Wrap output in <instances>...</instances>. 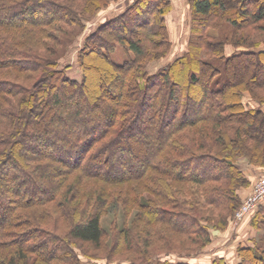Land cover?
Masks as SVG:
<instances>
[{
	"label": "trees",
	"instance_id": "obj_1",
	"mask_svg": "<svg viewBox=\"0 0 264 264\" xmlns=\"http://www.w3.org/2000/svg\"><path fill=\"white\" fill-rule=\"evenodd\" d=\"M82 1V4H70L69 0H65V3L61 0H0V264H59L57 261H62L61 264H85L82 256L87 258L85 261H93V264H111V257L106 258L107 261L100 260L84 249L85 244L102 247L106 230L102 226L100 209L80 211L82 202L76 198L77 193L80 196L83 194V182L87 177L98 178L103 182H128L143 179L152 170L164 176L154 179L160 190L158 194H164L166 203L179 201L184 208L191 207L194 210L190 208L182 211L186 222L176 219L171 229L187 235L190 243L196 245L195 249H202L211 241V233L204 222L211 224L215 221L197 213H200L196 206L201 197H206L209 203L217 207L222 205L225 197L229 199L226 207H220L228 212L221 216L225 221L239 205L235 188L247 181L238 165L239 158L245 156L250 163L264 167V138L261 139V133L264 134V99L251 92L252 99L259 106L247 108L243 101V92L247 86H264V0H190L191 35L188 50L168 62L156 72L155 77L152 75L154 78L151 81L146 80L145 83L140 80L147 73L145 68L148 56L149 59H154L160 54L159 45L164 46L166 53L171 49L172 41L166 22V15L172 9L171 1L132 0L116 17L100 23L80 50L82 75L74 78L70 75L68 66H62L58 50L52 51L53 48L45 44V39L58 42L60 35L54 31V27L59 31L58 27L63 22L72 20V13L66 9L68 5L77 19L73 18L79 26H83L86 19H93L101 9L115 0ZM227 1H233L234 7H228ZM44 3H48V10ZM137 15L143 17L142 20L138 19L136 26L132 28L124 25L123 21L137 19ZM224 19L235 27L228 43L237 49L229 55L225 52L227 41L214 39L211 35V29ZM134 28L138 31L135 37ZM254 31L260 34L257 38L252 36ZM21 32L27 35L24 36ZM98 34L106 35L107 40L99 42L96 47L90 45L89 38L93 39ZM157 35L161 36V41H158ZM116 44L126 47V51L130 53L123 62H117L112 56V49ZM217 45H221V49L215 58L224 61L225 76L223 75V82L214 86L212 82L221 69L210 59L203 58L201 50L205 46L214 50ZM194 46L196 52H193ZM90 51H96L99 58L105 60L112 69L107 72L109 79L117 76V82L109 86L112 95L93 103L90 101L93 97L86 93L89 76L91 77L88 72L92 70V65L87 62ZM187 61V72L190 74L193 71L191 82L207 83L206 79H209L208 85L201 95L188 93L186 103L182 101L183 94H180L174 106L177 111L175 117L178 116L176 123L163 134H157L160 123L156 118L162 117L163 110L172 104L173 95L184 78L181 73L185 67L179 68V65ZM256 63L259 67L257 72L247 84L241 83L242 65L247 68ZM27 70L36 74L32 77ZM175 71L179 73L177 77ZM158 84L161 85L160 88H167L166 97L170 101L164 95L162 97L160 89L153 91ZM46 86L55 91L45 94L43 88ZM106 99L111 103H106ZM189 99L194 100L197 105L191 118L188 117L191 108L190 103L188 105L191 102ZM105 104L108 106L106 105L104 113L100 106ZM147 104L148 114L142 118L140 107ZM181 105L187 106V111L180 113ZM237 111L239 117L245 120L244 126H238L236 135L232 136L233 148L223 151L225 145H221L224 143L222 140L228 133L219 124L226 123L230 129L233 122L240 121L233 120ZM169 113L167 109L164 115ZM141 120L144 121L142 125L139 123ZM205 121L213 124L210 131L216 134L213 142L221 146L219 150L222 151L219 153L211 147L207 151H191L176 137L183 126ZM138 125L141 126L138 132L142 135L146 133V138H150L154 145L144 143L145 146L137 144L134 147L132 138L136 136ZM201 134L204 139H208L209 130L203 128ZM244 135L259 141L258 147H261L262 155H253L244 147L247 144ZM236 141L242 144L240 149L236 147ZM127 144L133 150L136 149L137 153L149 151L147 161L138 171L128 166L126 170L122 169L123 172H115L108 163L111 151ZM139 147L140 151L137 150ZM197 160L215 165V170L202 175L196 169L190 171L188 166L191 165L188 163ZM120 162L121 165H127L129 160L122 158ZM49 168H56L58 175L55 177ZM30 170L38 178L44 179V183L50 182L53 185L48 189L35 185L34 193L26 192V182L38 179ZM172 181L196 185L192 187L196 196L180 199L183 202L176 199L172 194L173 190H170L173 188ZM209 181L223 183L205 184ZM104 189V186H97L95 192L99 193V198ZM44 192L48 195L44 196ZM207 193L214 196H207ZM157 204L164 209H157L154 215L149 211L150 218L154 216L161 222L168 221L161 213L171 211L177 216L176 210L167 209L168 204L164 205L160 201ZM74 210L81 212L80 215L75 214ZM69 213L72 219L68 233L63 235L57 231L60 222L52 223L55 229L47 227L50 217L57 220L67 217ZM130 230L127 227L119 235L129 239ZM127 244L132 247L133 241L129 239ZM63 246L64 251L61 253ZM140 246L139 251L142 253L138 260L127 259L112 264L152 262V254L146 253V247ZM170 252L181 253H164ZM241 255L239 264H264V246L258 241L253 246L242 247ZM157 264L171 263L163 260ZM176 264L194 263L180 260ZM213 264L227 263L223 258H216Z\"/></svg>",
	"mask_w": 264,
	"mask_h": 264
},
{
	"label": "rangeland",
	"instance_id": "obj_2",
	"mask_svg": "<svg viewBox=\"0 0 264 264\" xmlns=\"http://www.w3.org/2000/svg\"><path fill=\"white\" fill-rule=\"evenodd\" d=\"M65 3V0H61ZM177 4V8L179 7L178 0H175ZM70 4L72 2H76L79 4H82V0H69ZM132 0H115L110 3L109 6L105 7L104 9H101L98 14L91 20L86 19L84 21L83 26H79V23L77 20L73 18V16L76 18V15L74 11L69 7L66 8L69 13H72L70 21H65L61 24L60 30H56L54 27V31L58 35H60L58 42L51 39H45V44L48 46H51L52 51L58 50V56H60V60L62 61V66L66 67L68 66V71L70 72V75L74 78H80L82 75V69L80 65V50L82 47H84L88 36L92 33L93 30H95L100 23L106 22L107 20L113 19L117 16V14L126 8V6L131 3ZM180 7L179 11L180 13L177 14V17L180 18L179 20H167L168 30L170 33V40L172 41L171 49L167 51V53L164 50V46L159 45L158 49L161 50V53L156 55L154 59H149V56L147 58V66L145 68V71L147 72L140 82L145 83L146 80L151 81L155 76L156 72H158L163 66H165L168 62L172 61L173 59L177 58L178 56L185 53V51L188 50V43L191 35V14L186 12L185 5L183 0H180ZM45 9L48 10L49 6L48 3H44ZM228 7L232 8L234 7V3L227 1ZM77 6H79L77 4ZM191 8V7H190ZM187 13V14H186ZM139 17V18H138ZM143 15H137V19L130 18L126 19L124 22V25L128 26H136L138 19L142 20ZM77 19V18H76ZM53 27V26H52ZM215 28L211 29V35L215 37L214 39H222L226 40L227 43L225 44V52L229 55L231 54L236 47H234L231 43H228L231 41L232 36L235 31V27L232 25V23L229 20H222L221 24L217 23ZM57 28V29H58ZM130 29L129 27H127ZM109 29V28H108ZM134 37L138 35L137 29H133ZM103 31V30H102ZM106 31V29L104 30ZM129 31V30H128ZM152 31V30H151ZM132 32V31H130ZM22 33V32H21ZM103 33V32H102ZM148 35L147 33H145ZM22 35L26 36V33H22ZM254 38H257L259 33H254ZM33 37L38 35H32ZM44 36V35H43ZM42 36V37H43ZM132 36V35H131ZM130 36V37H131ZM40 39L41 37L38 36ZM102 38H104L102 40ZM156 38H158V41H161L162 38L160 35H157ZM56 39V38H55ZM107 40V36L104 34H98L97 36L93 37V39L89 38V43L92 46H97L99 42H104ZM117 46L112 49V56L117 62H123L128 54H130L128 51H126V47L116 44ZM212 45V44H211ZM95 46V47H96ZM166 48V47H165ZM221 45H217L215 47V51L211 48L205 46L202 51V57L207 59H210V61L215 64L219 69H221L220 73L217 74L218 76L215 77L212 83H214V86L219 85L221 82H223V77L225 74L224 66L225 63L222 59L215 58L217 57V54H220ZM163 50V51H162ZM56 52V51H55ZM128 52V53H127ZM193 52H196L195 46L193 47ZM156 53V52H155ZM215 58V59H214ZM242 61V60H241ZM87 62L89 65H92V70L89 71L91 77L89 76L88 85L86 86V93L88 95L92 96L93 98L90 100L92 103L97 102L100 99H103V97H107L112 95V90L109 89V86L113 83L117 82L116 77L109 79V75H107V72L112 71V69L108 66V64L103 60L102 58H99V54L95 51H90L89 57L87 59ZM188 61L186 63H183L182 65H179L180 67H185L184 72L181 73V75H184V78L181 80L183 83H181L178 86V90L176 91L175 95H173L172 98V104L168 105L170 113L168 115H164L165 111L163 110V116L160 118H156V120L160 123V128L157 130V134L162 133L169 129L171 126H173L177 119L175 117V113L177 112L175 110V102H177V98L180 97V94H183L182 101L184 103L187 102L185 97L188 93L190 94H197L201 95L204 90L205 86L208 85L207 83L199 82V83H192L191 76L193 75V71L190 72V74L187 72L188 68ZM256 65V66H255ZM242 78L240 80L241 83L247 84L249 80L253 77V75L257 72L259 67L257 66V63L253 66L244 67L245 65H242ZM193 69V68H192ZM90 70V69H89ZM191 70V69H190ZM194 70V69H193ZM28 74L32 77L34 76V73L36 72H30L28 71ZM178 71H175V73ZM259 74L261 73V70L258 71ZM197 73V72H195ZM26 74V72H25ZM179 74V73H178ZM175 74L176 77L178 75ZM113 75V74H112ZM152 76L151 78L149 76ZM224 75V76H223ZM175 77V76H174ZM1 79V78H0ZM157 80H161L156 78ZM205 80V79H204ZM160 82V81H159ZM251 82V81H250ZM250 86V85H249ZM1 87V85H0ZM158 84L154 89H160L163 95L166 97L167 88L162 87ZM245 88V87H244ZM45 91V94H50V91L54 92L55 89L48 88L47 86L43 88ZM256 93L258 96L264 99V86L261 85H254L252 87H246L245 91L243 92V101L246 104L247 108H255L259 106V103L252 99V93ZM193 94V95H194ZM161 97V98H162ZM195 97V96H194ZM164 98V99H165ZM168 101H170V98H167ZM107 100V99H106ZM108 101V100H107ZM191 102H188V105L190 103V111L188 117L191 118L194 113V109L197 107V105L194 103V100H190ZM101 102V101H100ZM111 103V102H106ZM106 105L100 106L102 109H104V113L107 110ZM108 106V105H107ZM180 113H183V111H187V106H180ZM187 107V108H186ZM184 108V109H183ZM264 108V107H263ZM142 111V118L146 114V110L148 109V104L146 106L140 107ZM178 112V113H179ZM145 113V114H144ZM235 117H233V120H240L233 122L232 127H229L228 129L227 124L221 122L219 125L223 126V128L228 133L226 137L222 140L224 143L221 145H225V147L222 149L223 151H230V148H233V140L232 136L236 135L237 127L238 126H244V119H241L239 117L238 111L236 112ZM99 116V115H98ZM101 116V114H100ZM181 116V114L179 115ZM239 117V119H238ZM243 121V122H242ZM141 125L144 124V121L139 122ZM139 124V125H140ZM94 125V124H93ZM92 125V126H93ZM138 125V128H136V136L135 138H132V142L135 145L139 144L140 146H143L144 143H153L150 141V138H146V133H140L138 131L141 126ZM211 121H205V122H195L191 125L183 126V128L177 133V138L180 140V142L191 151L194 150L195 152H202L207 151L209 147L213 148L215 152L219 150L220 145H218L216 142H213L214 132H211ZM203 128H207L209 130V136L208 139H204L201 131ZM145 134V135H144ZM264 138V134L261 133ZM248 136V135H247ZM244 135V138H247V144L244 147L247 148L253 155H262L261 153V147H258L259 141L255 139H251L249 136L247 137ZM213 139V140H212ZM155 142V141H154ZM236 147L238 149L241 148L242 144H240L238 141H236ZM262 144V143H261ZM154 145V143H153ZM203 146L200 148L199 146ZM264 145V143H263ZM145 146V145H144ZM28 149V147H26ZM140 151L139 149H137ZM260 152V153H259ZM111 157L110 163L112 170L122 171L126 170V168L131 167L135 171L140 170L141 167H143L146 163V155L149 154V151H144V153H137L136 149H132L130 145L127 144V146H119L115 147L111 151ZM120 155V156H119ZM122 156V157H121ZM125 156V157H123ZM127 158L129 162L121 165V159ZM262 159H264V155L262 156ZM216 164H218L216 162ZM188 168H190V171L197 170L199 174H206L213 172L216 167L215 165H207L203 162L195 161L191 164L188 163ZM238 165L240 169L243 171L245 177L247 178L246 184L242 186H237L235 190L236 199L239 200V205L237 209L232 213L229 214L226 217V220L221 217L222 215L228 214L227 211L223 210L222 206L226 207V205L229 202V199L224 198L222 205L217 207L216 205H213L212 203H209L206 200V197H199L200 202L196 206V210L200 211L197 212L200 216L207 217L210 220H214L215 223H207L206 221L204 224L208 225V230L211 233V241L209 244H207L204 248H197L195 249L196 245L190 243V239L187 235L180 233L178 230L171 229L172 223L174 220L183 221L186 222L185 217L182 215V211H188L191 207H185L181 204V202L172 203H166L164 199V194H158L160 190H158V185H156V179L160 177L163 178L164 176L160 173L156 172L155 170H152L149 176H146L143 179L138 180H130L128 182H120V181H100L98 178L93 177H87L85 178L83 182V194L80 196V193H77V197L82 202L81 212H88L93 211L95 209L102 211L101 216V222L102 226L105 228V236H104V243L102 247H96L92 244H85L83 247L84 249L91 255H94L98 257L100 260L107 261L106 258H110L112 262H118L121 260H138L141 256L140 253H142L141 246L146 247V250L144 251L146 253L152 254V262L148 264H157L163 260L169 261L171 264H176L180 260H186L188 262H192L194 264H213V261L216 258H223L224 261L227 264H239L242 260L241 255V248L246 246H253L254 243H257V241L261 244V246H264V201L261 202L259 205L254 207L253 209H250L244 216L241 218V222L237 224L238 220L240 219V213L245 204L248 203L249 199L252 197V194L260 181L264 177V167L257 166L255 164H252L248 161V159L243 156L239 158ZM51 173L56 177L58 175L57 169L55 168H49ZM123 169V170H122ZM214 169V170H213ZM30 173L34 174V177L38 178L37 174L35 172H32L30 170ZM41 174V173H40ZM42 177V174H41ZM30 178V176H29ZM116 178V177H115ZM35 181L37 182L35 184ZM163 181V179H162ZM171 181V180H170ZM221 183L222 181H209L205 184H215V183ZM223 183V182H222ZM36 186H43L45 189H48L53 185L50 182L44 183V179H36L34 182L27 181L26 182V192L34 193ZM97 186H104L105 189L102 192L101 198H99V193L97 194L95 192ZM137 186L135 189L134 187ZM171 186H173L172 194L176 197V199H182L185 200L189 196L195 195L193 192L192 187H195L196 185L192 184L191 182H174L172 181ZM212 187V186H211ZM170 188V187H169ZM95 193V194H94ZM48 195L47 192H44V196ZM206 195V193H205ZM214 196L211 193H207V196ZM196 196V195H195ZM102 200V201H100ZM180 200V201H182ZM157 201L163 202L164 205L168 204L167 209H173L176 210L177 216H174V212H167L161 215H164L165 218L168 221H159L155 219V217H151L149 215V211L151 213H155L157 209L160 208L164 209V207L159 206L157 204ZM176 201V200H175ZM148 202L149 204L145 205L143 203ZM183 202V201H182ZM54 203V202H53ZM55 205V204H54ZM52 208H55L52 206ZM166 208V207H165ZM192 209V208H191ZM193 210V209H192ZM73 211V210H72ZM75 211V210H74ZM194 211V210H193ZM71 212V211H70ZM80 212V213H81ZM79 212L75 211V214L80 215ZM196 213V214H197ZM182 215V216H180ZM180 216V217H178ZM160 217V216H159ZM183 217V219H182ZM51 218V217H50ZM49 218V225L47 226L50 229H55L54 225L52 223H59V229L57 231L61 234H66L70 231L71 226V213L67 215L65 218H59L57 220L50 219ZM221 223V225H219ZM51 226V227H50ZM225 226V227H224ZM130 227L131 230L128 233L129 239L133 241V246L131 247L128 243L129 239H126L125 237H122L119 235L121 230ZM178 231V232H177ZM137 241L140 243H137ZM61 245V243H59ZM127 244V245H126ZM62 246V245H61ZM64 246L60 250L61 253L64 251ZM80 250V249H79ZM136 250V251H135ZM55 251V247H54ZM82 251V250H81ZM165 251H177L181 253L176 252H170V254H165ZM186 253V254H185ZM188 253H192L189 255ZM60 254V253H58ZM57 254V255H58ZM35 256V255H33ZM36 257V256H35ZM34 257V258H35ZM83 261L85 264H93V261L89 260L85 261L87 258L82 256ZM59 264L62 263V261H57ZM96 261H94L95 263ZM126 262V261H123Z\"/></svg>",
	"mask_w": 264,
	"mask_h": 264
},
{
	"label": "built area",
	"instance_id": "obj_3",
	"mask_svg": "<svg viewBox=\"0 0 264 264\" xmlns=\"http://www.w3.org/2000/svg\"><path fill=\"white\" fill-rule=\"evenodd\" d=\"M264 201V177L260 179L258 182L252 197L249 199L248 203L245 204L243 210L240 213V219L238 222L241 220L242 216L246 214L250 209H253L257 205H259L261 202Z\"/></svg>",
	"mask_w": 264,
	"mask_h": 264
},
{
	"label": "crops",
	"instance_id": "obj_4",
	"mask_svg": "<svg viewBox=\"0 0 264 264\" xmlns=\"http://www.w3.org/2000/svg\"><path fill=\"white\" fill-rule=\"evenodd\" d=\"M171 1V4H172V9L171 11L166 15V19L169 20H179L180 18L177 17V14L180 13L179 11V7H180V0H178V4H179V7L178 9L176 10L177 8V4H176V1L175 0H170ZM190 0H183L184 2V5H185V10L187 13H189V15L191 14V8H190ZM186 13V14H187ZM171 36V35H170Z\"/></svg>",
	"mask_w": 264,
	"mask_h": 264
},
{
	"label": "bare ground",
	"instance_id": "obj_5",
	"mask_svg": "<svg viewBox=\"0 0 264 264\" xmlns=\"http://www.w3.org/2000/svg\"><path fill=\"white\" fill-rule=\"evenodd\" d=\"M241 221L237 222V224H239Z\"/></svg>",
	"mask_w": 264,
	"mask_h": 264
}]
</instances>
